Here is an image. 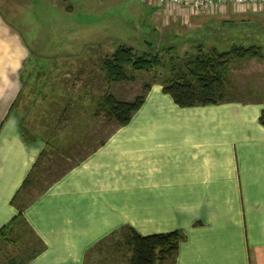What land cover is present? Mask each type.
Masks as SVG:
<instances>
[{
    "label": "rangeland",
    "instance_id": "rangeland-1",
    "mask_svg": "<svg viewBox=\"0 0 264 264\" xmlns=\"http://www.w3.org/2000/svg\"><path fill=\"white\" fill-rule=\"evenodd\" d=\"M71 2L75 3L74 10L68 12L62 6L67 7L63 1L57 6L51 0H0V145L7 147L12 141L11 146H20L15 148L23 154L26 151L29 159L27 173L22 175L11 199L16 213L0 231L20 214L13 203L16 196L17 204H27L24 217L25 211L39 198L46 199L47 203L52 200L51 204L59 211L67 209L73 192L80 191L71 184L72 175L80 169L90 171L86 161L100 151L115 154L113 159L105 156L101 165L108 170H102L99 179H105L109 171L115 183L122 177L126 181L136 177L142 166L139 158H132L135 150L130 148L135 144L134 139H139L137 135L149 128L163 127L164 119L168 124L180 123L178 116L175 117L178 111L187 116L193 113L177 110L165 101L170 95L164 92L162 83L172 67L194 57L199 49L207 54L213 49L226 51L234 45L258 46L264 54V27L257 23L258 14L249 13L246 20L237 17L234 21H224L218 14H192L177 7L158 6L150 0ZM123 44L133 47L140 55L159 53L166 66L154 73L129 72L135 76L131 81H109L103 63ZM262 63L264 56L262 60L233 59L227 74L226 96L262 99ZM147 83L151 88L145 102L127 126L116 128L104 120L92 122L91 116L102 96L112 94L124 101H135ZM94 126L97 127L94 129ZM91 128L98 133L89 138V132L83 135ZM124 128L122 139L110 141ZM50 132L57 134V138L66 134V143L75 138L70 143V155L65 153L60 161L55 159L53 151H46L47 143L55 142ZM108 133V141L96 147ZM16 138L23 146L15 142ZM118 144L120 148L115 147ZM118 150L122 151L123 160L116 154ZM149 152H144V156ZM30 175L33 185L22 191L20 188ZM110 186L115 187L112 183ZM125 192V202L131 201L129 186H125ZM18 233L21 241L0 240V264H22L30 246L28 241L38 238L26 227L18 229Z\"/></svg>",
    "mask_w": 264,
    "mask_h": 264
},
{
    "label": "crops",
    "instance_id": "crops-1",
    "mask_svg": "<svg viewBox=\"0 0 264 264\" xmlns=\"http://www.w3.org/2000/svg\"><path fill=\"white\" fill-rule=\"evenodd\" d=\"M51 1L57 6L63 1L66 11L74 10L71 0ZM237 12L229 8L216 15L234 21L258 14L257 23L264 27V6ZM260 71L264 77V63ZM165 101L193 113L178 111L180 123L164 119L163 127L132 133L139 138L130 148L135 150L132 158H139L142 170L131 181L122 177L115 183L110 171L106 181L99 179L107 169L101 165L105 156L113 159L115 154L99 150L86 161L90 171L80 169L72 175L71 184L81 192H73L64 212L52 200L40 198L25 211L27 229L38 238L28 241L22 264H101L96 244L127 225L141 235L183 231L187 239L175 264H264V126L259 122L264 96L192 108L179 107L171 96ZM124 131L110 141L122 139ZM15 142L20 143L18 138ZM9 143L0 145V229L16 213L11 199L29 161L26 151ZM121 152L116 154L123 160ZM125 186L130 187L129 202ZM40 246H45L41 252ZM104 259L105 264H125L116 255Z\"/></svg>",
    "mask_w": 264,
    "mask_h": 264
},
{
    "label": "trees",
    "instance_id": "trees-1",
    "mask_svg": "<svg viewBox=\"0 0 264 264\" xmlns=\"http://www.w3.org/2000/svg\"><path fill=\"white\" fill-rule=\"evenodd\" d=\"M263 56L264 54L261 53L258 46L234 45L226 51L213 49L207 54L202 53V49H199V53L194 55V57L191 56L189 60H186L187 62H184L185 64L183 63L170 69L168 78L162 83L163 90L182 108L217 105L227 100H233V97V99H230V97L226 96L227 74L230 63L233 59L243 58H259L262 60ZM103 66L109 81L125 82L135 79V76L129 74V72L154 73L166 65L159 53H144L140 55L133 47L123 44L119 45L116 51L105 59ZM150 88L151 84H145L142 95L135 101H124L112 94H105L96 104L97 109L91 116L92 122L96 123L99 120H104V123L107 125L113 123L116 128L127 126L135 112L144 104ZM259 122L264 126V109L261 112ZM97 126H94V129ZM91 129L86 130L83 135L89 132L87 135L89 138L93 133H98L93 128ZM52 133L50 132L49 134L52 139L55 138V142L53 140L50 144L47 143L48 150L46 151H53L56 156L55 159L60 161L61 158L64 159L66 156L65 153L70 155V143L74 142L75 138L73 137L70 140L71 142L66 143L65 141L68 140L66 134L61 135V138L60 136L57 138V134ZM109 136L110 133L106 134L96 147L104 145ZM32 181L31 175L28 176L20 189L22 191L28 189L33 185ZM16 199L17 196L13 203L19 209L20 214L13 219L11 224L0 231V240L2 241L5 240L7 242L10 238L12 242H17L21 237L18 229L29 228V223L24 217V210L27 204H17ZM186 239V234L180 230L141 235L132 227L123 226L119 230L110 233L104 241H100L95 247L98 253L103 256L101 264H105L104 257L107 255L119 256L123 258L125 264H175L180 245ZM40 245H42L41 242ZM44 248L45 246H40V252Z\"/></svg>",
    "mask_w": 264,
    "mask_h": 264
},
{
    "label": "built area",
    "instance_id": "built-area-1",
    "mask_svg": "<svg viewBox=\"0 0 264 264\" xmlns=\"http://www.w3.org/2000/svg\"><path fill=\"white\" fill-rule=\"evenodd\" d=\"M158 6L177 7L192 14L214 13L219 10L232 8L242 11L249 8L264 6V0H150Z\"/></svg>",
    "mask_w": 264,
    "mask_h": 264
}]
</instances>
